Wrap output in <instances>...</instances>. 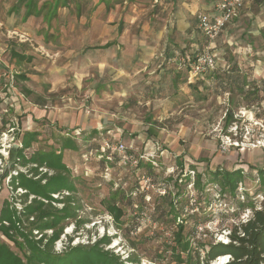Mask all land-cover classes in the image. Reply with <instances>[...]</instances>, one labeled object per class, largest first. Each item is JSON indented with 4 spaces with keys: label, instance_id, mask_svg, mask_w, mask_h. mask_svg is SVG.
<instances>
[{
    "label": "rangeland",
    "instance_id": "1",
    "mask_svg": "<svg viewBox=\"0 0 264 264\" xmlns=\"http://www.w3.org/2000/svg\"><path fill=\"white\" fill-rule=\"evenodd\" d=\"M28 1L0 0V177L2 170L9 167L8 149L19 145L18 138L24 131L39 133L37 142L26 151L27 156L39 148L59 150L63 139H70L75 149L62 151V162L75 185V190L69 193L75 217L59 224L62 228L59 239L52 247H47L46 238L51 230H31L33 217L22 214L23 203L28 204L33 196L25 199L23 189L13 190L9 177L0 179V208L7 201L17 209L21 219L19 228L34 240L45 234L41 247L51 250L55 256L62 257L73 247L92 246L102 236H107L109 245L99 247L113 254L117 264H132L129 258L136 262L134 264H188L175 260L179 250L171 249L175 225L169 220L170 216L159 217L155 212L157 207L158 211L166 207L160 198L167 192L173 196L179 185L182 196L178 201L183 205L182 217L186 219L184 233L189 234L193 243L227 242L229 230L250 217L249 207L238 208V203L246 199L244 195L249 196L256 208L264 197V182L258 180L256 171L264 172V0H254L243 8L213 42L196 26L193 41L197 45L186 51L192 56L202 51L214 54L217 69L236 64L248 82L259 87V102L246 99L243 94H222L206 78L208 73L189 80L184 66L175 61H166L172 66L156 68L153 65L151 70H157L151 74L148 68H143L140 74L119 75L117 80L105 85L115 84L110 86L113 92L106 93V97H100L92 87L93 78L97 76L79 81L69 72L76 68L78 56L88 53L93 45L115 41L120 31L129 30L134 41L146 40L145 47L149 48L148 29L144 30V26L150 29L167 25L168 20L183 14L187 6L195 7L197 3L207 6V9L197 8L198 13L209 12L216 0H174L164 12H157L156 9L164 5L154 0H33L35 20L32 24L26 23L28 18L24 16ZM154 48L156 54L161 51ZM151 50L144 51L152 55ZM17 55L25 57L24 60L20 61ZM161 67H180L181 85L170 88L169 77L163 76ZM63 71H67L65 79L54 91L47 92L45 85L50 75ZM19 74L29 77L26 75L27 80L19 82ZM186 80L194 81L192 85L197 89L188 87ZM37 97H43L41 106L53 113L52 118L33 121L27 102L36 101ZM228 112L233 115L230 122L225 119ZM85 117L110 122V126L104 124V127L112 133L83 131L81 122ZM105 141L113 146L123 143L126 153H146V158L157 166L147 160L137 169L122 166L115 152H107L110 160L105 162L99 158ZM30 166L15 165L10 175L26 174ZM207 168L212 171L242 169L245 177L237 195H220L218 187L210 184L206 195L200 196L192 181L197 173H206ZM142 176L153 185L148 190L141 188ZM202 179L206 178L202 176ZM118 189L131 194L132 205L121 196L116 197L117 205L123 209L121 223L116 225L105 210V203ZM163 189L165 193L161 194ZM52 196L57 198L58 194ZM135 204L142 206L140 212H136ZM52 206L60 208L62 205L52 203ZM78 221L87 222L77 225ZM0 240L22 262L26 261L28 251L21 238L17 239L19 245L16 246L1 234ZM199 255L201 260V250ZM181 257L185 259V254ZM226 261L217 258L210 264Z\"/></svg>",
    "mask_w": 264,
    "mask_h": 264
},
{
    "label": "trees",
    "instance_id": "2",
    "mask_svg": "<svg viewBox=\"0 0 264 264\" xmlns=\"http://www.w3.org/2000/svg\"><path fill=\"white\" fill-rule=\"evenodd\" d=\"M35 7L34 1L29 0L26 3L25 17L32 16V10ZM40 14V13H39ZM38 15V14H36ZM18 59L24 57L17 56ZM206 78L213 81L216 88L220 90L222 94L227 93L230 96L234 94H243L246 99L259 102V87L254 84H250L238 68L236 64L228 66L227 69H215L210 71ZM204 85V89L207 86ZM197 89V86H194ZM255 98V99H253ZM233 115L231 112L226 113L225 119L227 122L231 121ZM39 133L37 131H24L18 138L19 145L11 146L8 149L7 163L9 167H5L2 170L1 181L7 177L10 180V186L13 190L21 188L25 191L24 198L33 196L28 204L23 203L24 216H32V229L43 232L45 230H51V235L46 238V235H41V239L34 240L27 232L22 231L19 228L21 222L20 212L12 207L7 201L2 203L0 208V234L6 239L12 241L15 246L19 245L18 238H21L23 245L28 251L25 262L12 252L8 245L0 240V264H117V258L109 253V251L103 250L102 245H109L110 239L107 236H102L98 241L89 247H73L68 253L62 257L55 256L51 250L41 247L43 239L46 238L47 247H52L53 243L57 241L61 235V227L59 224L68 218L75 217V210L72 211V197L69 193L75 190V185L72 180L69 169L62 162V151L74 150V143L68 139H63L59 150H55L52 147L48 149L39 148L29 156L26 155V151L29 150L34 143L37 142ZM106 162V159L103 158ZM181 164V163H180ZM20 165L28 167L26 174L17 173L16 175H10V169ZM142 167V161H139L137 168ZM47 169L42 173L40 169ZM147 169L152 170L150 164L147 163ZM48 171L53 173L49 175ZM258 180L264 182V172L262 169H256ZM31 174V175H30ZM30 175V177L28 176ZM202 176L205 180L202 179ZM242 169H235L232 171L223 170L217 168L215 170L206 169V173H197L192 181V185L196 191L202 195H206L207 186L212 184L218 187V192L221 194L228 193L232 197L237 195L239 184H242L244 179ZM44 181V183H42ZM178 181H182L180 178ZM175 184L177 182L175 181ZM179 186V185H178ZM176 186V192L171 196L169 192L164 194L160 198L166 204V207L161 208L158 211V207L155 212L159 217L170 216L169 220L175 225V231L173 232V247L174 252L179 250V253L175 255L177 263L187 262L188 264H210L217 258L227 257V261L224 264H264V197L259 207L256 208L251 203L247 194L244 196L246 199L238 203L239 209H245L249 207L251 209L250 217L245 221L234 225L227 234V242H207L201 244L197 241L193 243L189 234L184 233V208L181 201H178V197L182 196L180 187ZM67 192V195L61 194V192ZM58 194L57 198L52 195ZM166 195V197H165ZM121 196L122 200L132 205L131 194H127L120 189L116 193L112 194L109 201L105 203V210L113 218V222L116 225L121 223L120 219L123 216V209L117 205L116 197ZM181 200V199H180ZM52 203L61 204L60 208L52 206ZM136 212L142 210V206H137ZM87 221H78L80 223H86ZM193 244L197 245L196 248ZM199 250L203 252V258L200 260ZM185 254V259L181 257V254ZM175 254V253H173ZM134 264L133 259H128ZM136 263V262H135Z\"/></svg>",
    "mask_w": 264,
    "mask_h": 264
},
{
    "label": "crops",
    "instance_id": "3",
    "mask_svg": "<svg viewBox=\"0 0 264 264\" xmlns=\"http://www.w3.org/2000/svg\"><path fill=\"white\" fill-rule=\"evenodd\" d=\"M154 1L155 2L159 1V5L160 4L164 5L163 7H159V8L156 7L157 12H164V10L167 9V5L169 3H171V6L174 4V0H154ZM166 1L168 3H166ZM249 1L245 3L246 5H244V8L248 7L252 2H254V0H251L250 2ZM196 5L197 6L195 7L187 6L186 7L187 11L185 10L183 11V14L181 13V15L177 16L179 19L178 18L175 19L173 17L172 21L169 20L167 21L168 22V24L166 23L167 25L164 26L161 25L159 27H150V29L148 26L147 27L144 26V30H146V28L148 29L147 38L150 40L151 47L149 48L145 47V45L148 44L146 40L134 41L130 37L131 34L129 30H125L123 32L120 31V33L117 34V36L115 37L116 38L114 39L115 41L113 42L107 41L104 43L93 45L91 46L93 48H91L88 53L78 56L79 59L76 68H74L73 70L71 69V71L69 72L72 73V75H75L79 81L87 80L90 79L91 77L97 76L93 78V84L91 83L92 87L94 86L93 87L94 91L99 93L100 97H106V93L113 92L111 91L110 86H115V84L108 85L107 87L105 85L108 82L110 83L112 81L117 80L119 75L124 74L128 76L131 75L133 76L137 72H139L140 74L143 68H148V74L149 73L151 74L152 72L157 70V69L151 70V68H154L155 66L156 68L157 67L159 68V66L162 65L165 67V65L167 64L168 66H172L166 62L167 60L175 61L178 64L177 54L181 53L182 51H184L183 53H186V51L189 50L188 48L191 49L197 45L193 41L195 40L193 39L194 38L193 34L197 26L196 25L197 23L196 16L198 14L197 8L207 9V6H204L200 3H197ZM199 12H201V10ZM27 18L28 19L26 23L28 24H32L33 20H35L34 15L29 16ZM121 24L122 21L120 20L118 26L119 28L121 27ZM154 47H157L161 51L156 54L155 53L156 48ZM138 48H141L142 52L140 50H137ZM116 49H121V51L117 52ZM150 49H152L151 50L152 55H147L146 54L147 52H145L144 50L148 51ZM103 50L104 52H101ZM19 57H23V56H19ZM24 58L19 60L20 61L24 60ZM159 61H161V65H158ZM164 67H161L162 68L161 73L163 74V76L168 75L170 88L176 89L178 86L181 85V82L179 81L180 79L179 77L181 76L182 73L181 68L174 67L173 69H168L169 67L166 68ZM92 72H97V73L92 74ZM186 74H187V70H186ZM26 75L23 74L17 75V77H21L19 82L27 80V78L25 77ZM65 75H67V71H63L62 74L56 73L50 75L51 78L47 79V83H46L48 85H45V89H47V92L54 91L57 88L59 82H61L62 79H65ZM73 83L75 84V82ZM212 83L214 84L213 81ZM185 84H187L188 87L190 88H194L195 86L192 85L195 84L194 81L188 82L186 80ZM19 85H22V83H19ZM162 87L165 88L166 85L165 86L163 85ZM157 90H159L160 92L164 91V89L162 88H158ZM26 91L29 94L31 93V91L27 89ZM27 103L29 105L28 107L30 108L29 110L31 112V116H33V121L40 120L41 118H47V119L52 118L53 113L45 110L46 106L43 107L41 106L43 105L42 103H44L43 97H37L36 101H31V102L29 101ZM81 124L83 125V131L92 130L91 133L89 132V134H96L97 132L98 134H101V132H103L104 130L106 134L112 133L111 129L104 127V124H109L108 126H110V122L107 121H102V120L96 121V119L85 117L83 118Z\"/></svg>",
    "mask_w": 264,
    "mask_h": 264
},
{
    "label": "built area",
    "instance_id": "4",
    "mask_svg": "<svg viewBox=\"0 0 264 264\" xmlns=\"http://www.w3.org/2000/svg\"><path fill=\"white\" fill-rule=\"evenodd\" d=\"M246 2L247 0H216L211 11L197 14V29L209 42H213L227 25L238 17ZM177 60L179 66H184L187 70L189 80L201 78L205 73L217 68L214 54L208 51L196 53L194 56L189 53L178 54ZM125 150L123 143H117L113 146L105 141L104 145L100 147L99 158L110 160L107 152L110 154L115 152L118 162L122 166H130L136 169L139 161H149L146 158V153L133 155L132 153H126ZM149 162L157 166L154 161ZM140 181L143 191L153 186L149 183V179L144 176L141 177ZM160 193L164 194V189Z\"/></svg>",
    "mask_w": 264,
    "mask_h": 264
},
{
    "label": "bare ground",
    "instance_id": "5",
    "mask_svg": "<svg viewBox=\"0 0 264 264\" xmlns=\"http://www.w3.org/2000/svg\"><path fill=\"white\" fill-rule=\"evenodd\" d=\"M227 259V257L225 256V257H220L219 258V261H224V260H226Z\"/></svg>",
    "mask_w": 264,
    "mask_h": 264
}]
</instances>
